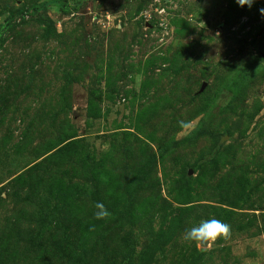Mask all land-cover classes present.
Returning <instances> with one entry per match:
<instances>
[{"label": "rangeland", "instance_id": "374dc122", "mask_svg": "<svg viewBox=\"0 0 264 264\" xmlns=\"http://www.w3.org/2000/svg\"><path fill=\"white\" fill-rule=\"evenodd\" d=\"M52 1L0 0V264H264V0Z\"/></svg>", "mask_w": 264, "mask_h": 264}, {"label": "clouds", "instance_id": "9594fccd", "mask_svg": "<svg viewBox=\"0 0 264 264\" xmlns=\"http://www.w3.org/2000/svg\"><path fill=\"white\" fill-rule=\"evenodd\" d=\"M238 5H248L251 7L253 0H236ZM261 14L264 15V9L260 10ZM96 211L94 212V219L96 220H108L111 218V212L101 202L95 204ZM90 230H95L93 226ZM231 235V226L221 220L212 218L209 220H202L197 226L186 229L182 239L185 242H214L218 238H228Z\"/></svg>", "mask_w": 264, "mask_h": 264}, {"label": "trees", "instance_id": "16d2710c", "mask_svg": "<svg viewBox=\"0 0 264 264\" xmlns=\"http://www.w3.org/2000/svg\"><path fill=\"white\" fill-rule=\"evenodd\" d=\"M48 3H53L54 5H56L57 7H59L60 8V10L63 12V13H67V11L66 10H64V7H65V5H66V0H54V1H52V2H44V3H40V4H38V5H36V6H33L32 8H31V10H32V13L33 14H37V12H39V11H46L47 10V7L49 6V4ZM73 9H75V8H73ZM26 12L25 10H22V9H20V10H17V11H12V12H10V17L7 19V23H6V27L7 26H9V23H10V20H11V18H12V16H14L15 14H17V13H20V12ZM38 22H40V23H43V21H41V20H37ZM0 28H1V26H0ZM1 29H3V27L1 28ZM47 29V28H46ZM2 32V30L0 31V33ZM254 48L255 49H258V46L257 45H255L254 46ZM257 59L258 60H260V61H264V58H263V56L261 55V54H258L257 55ZM76 152V151H75ZM129 241V240H128ZM128 244L129 245H131V247L133 246V244H132V242L130 243V242H128ZM199 256L201 255V254H198ZM130 255L128 256H125V264H129V260H130ZM193 262H191V263H188V264H192Z\"/></svg>", "mask_w": 264, "mask_h": 264}, {"label": "water", "instance_id": "95a60500", "mask_svg": "<svg viewBox=\"0 0 264 264\" xmlns=\"http://www.w3.org/2000/svg\"><path fill=\"white\" fill-rule=\"evenodd\" d=\"M205 83L202 85V88L200 89V92H202L204 90V87H205Z\"/></svg>", "mask_w": 264, "mask_h": 264}]
</instances>
